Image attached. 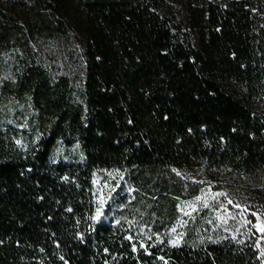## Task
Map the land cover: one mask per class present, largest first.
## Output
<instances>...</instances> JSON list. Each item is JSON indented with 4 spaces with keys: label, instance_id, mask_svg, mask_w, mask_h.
<instances>
[{
    "label": "trees",
    "instance_id": "trees-1",
    "mask_svg": "<svg viewBox=\"0 0 264 264\" xmlns=\"http://www.w3.org/2000/svg\"><path fill=\"white\" fill-rule=\"evenodd\" d=\"M69 33L78 100L25 56L3 88L31 96L39 137L0 129V264H264L254 230L181 223L201 183L177 172L264 171V0H0V53Z\"/></svg>",
    "mask_w": 264,
    "mask_h": 264
},
{
    "label": "rangeland",
    "instance_id": "rangeland-1",
    "mask_svg": "<svg viewBox=\"0 0 264 264\" xmlns=\"http://www.w3.org/2000/svg\"><path fill=\"white\" fill-rule=\"evenodd\" d=\"M84 42L83 34L69 33L54 38H39L30 43L27 51L13 48L0 53V129L16 130L21 136L20 142L39 137L34 125L37 112L31 96L13 97L3 93L5 83L14 80L22 66L18 58L25 56L28 62L41 64L54 77L67 76L78 100L84 78ZM177 172L201 183L198 195L181 201V223L201 213L212 228L222 234L237 236L254 230L264 262V171L251 176L222 172L216 177L201 167L177 168ZM118 178V172L104 171L96 175L99 197L107 207ZM130 193L131 188L126 186L123 195Z\"/></svg>",
    "mask_w": 264,
    "mask_h": 264
}]
</instances>
